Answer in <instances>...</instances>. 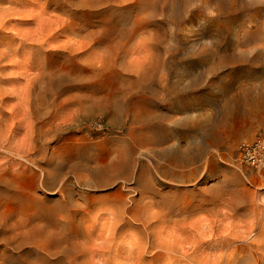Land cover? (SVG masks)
Returning <instances> with one entry per match:
<instances>
[{"label": "rangeland", "instance_id": "374dc122", "mask_svg": "<svg viewBox=\"0 0 264 264\" xmlns=\"http://www.w3.org/2000/svg\"><path fill=\"white\" fill-rule=\"evenodd\" d=\"M0 5L12 71L32 64L35 78L31 114L8 97L19 104L0 148L2 227L22 239L63 222L68 264L260 257L264 163L239 157L264 138V0ZM27 250L0 243V264H57Z\"/></svg>", "mask_w": 264, "mask_h": 264}, {"label": "bare ground", "instance_id": "6f19581e", "mask_svg": "<svg viewBox=\"0 0 264 264\" xmlns=\"http://www.w3.org/2000/svg\"><path fill=\"white\" fill-rule=\"evenodd\" d=\"M16 1L17 0H0V4H14ZM10 11V6L5 7L0 5V148L2 149L4 148L3 143L9 140L8 136L16 131L18 125L17 116H15V109L19 103H17L15 107H9L8 97L13 96L16 100L21 101V103L25 106V110L31 114V111L33 110L32 97L33 93H35V87L33 84V80H35V78H33L34 67L32 64L27 66V71H12V68L14 67L13 59L18 52L10 49L15 46L14 43L16 39L12 36H6L3 33L6 26L2 23V20H4L6 15H9ZM20 15V13L12 14V16ZM11 31H14V27H11ZM20 79L26 80V84L24 86L21 84ZM32 136L33 132L31 134V139ZM34 138H36L35 134L33 136V139ZM36 145V141L33 142L32 148H35ZM33 155L34 154H30L26 158L28 168H31L33 164L35 165L36 159L32 157ZM239 159L243 160L242 156H240ZM57 169L58 166L54 164L53 171H56ZM51 173L49 169L45 170V175L41 179L42 185L46 188L49 187L48 178ZM109 180L105 183L109 184ZM1 193L7 195V192L3 191ZM110 215L111 219H113L115 213H110ZM123 215H125L124 217L129 215L128 209H123ZM47 225L49 226L48 222L43 223L42 227L41 225L36 224L35 226L39 228L35 229L36 233H32L33 235H28L25 238L23 237L22 239H18L19 234L14 233L11 229L2 227L4 224H0V243L9 245L12 249H28L27 254H31L41 260L53 259L56 260L57 264H68L71 261L72 252L65 244L64 238H66V233L64 231H66V228H64V223L62 222L60 225V236L54 235V232L51 230L43 228L47 227ZM256 234L258 238V232ZM259 235H262V239L258 242L255 240L256 245L259 247V252L261 253L259 258L256 257L252 250L243 251L242 254L232 252L228 255V257H226L224 264H264V230ZM152 249L162 250L163 244L161 246H156V244L153 243ZM157 253L162 255L161 251H158ZM143 259L145 258L143 257Z\"/></svg>", "mask_w": 264, "mask_h": 264}, {"label": "built area", "instance_id": "2783aa9c", "mask_svg": "<svg viewBox=\"0 0 264 264\" xmlns=\"http://www.w3.org/2000/svg\"><path fill=\"white\" fill-rule=\"evenodd\" d=\"M243 162L258 167L264 163V138L257 137L253 143L244 144L240 148Z\"/></svg>", "mask_w": 264, "mask_h": 264}]
</instances>
